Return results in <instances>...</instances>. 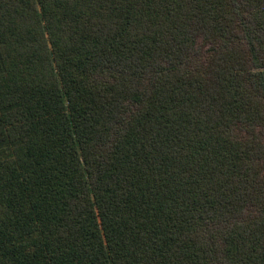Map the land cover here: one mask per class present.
I'll return each instance as SVG.
<instances>
[{
	"label": "trees",
	"instance_id": "16d2710c",
	"mask_svg": "<svg viewBox=\"0 0 264 264\" xmlns=\"http://www.w3.org/2000/svg\"><path fill=\"white\" fill-rule=\"evenodd\" d=\"M264 0H0V264H264Z\"/></svg>",
	"mask_w": 264,
	"mask_h": 264
},
{
	"label": "rangeland",
	"instance_id": "374dc122",
	"mask_svg": "<svg viewBox=\"0 0 264 264\" xmlns=\"http://www.w3.org/2000/svg\"><path fill=\"white\" fill-rule=\"evenodd\" d=\"M263 103H264V101H263Z\"/></svg>",
	"mask_w": 264,
	"mask_h": 264
}]
</instances>
